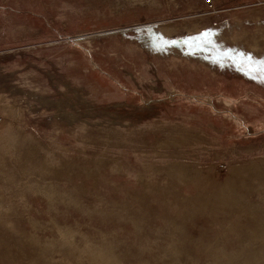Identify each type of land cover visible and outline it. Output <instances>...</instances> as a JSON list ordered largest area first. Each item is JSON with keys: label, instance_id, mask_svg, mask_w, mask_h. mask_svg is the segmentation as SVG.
<instances>
[{"label": "rangeland", "instance_id": "374dc122", "mask_svg": "<svg viewBox=\"0 0 264 264\" xmlns=\"http://www.w3.org/2000/svg\"><path fill=\"white\" fill-rule=\"evenodd\" d=\"M228 1L0 0V264H264V8Z\"/></svg>", "mask_w": 264, "mask_h": 264}, {"label": "crops", "instance_id": "0c3cea01", "mask_svg": "<svg viewBox=\"0 0 264 264\" xmlns=\"http://www.w3.org/2000/svg\"><path fill=\"white\" fill-rule=\"evenodd\" d=\"M229 1H232V0H229ZM228 1V2H229ZM254 2L252 3V4H255L256 6H258V5H263V8H264V0H253ZM231 3H233V2H231ZM264 33V32H263ZM256 84H257V86H264V81L263 80H261L260 78H259V80L257 81V82H255ZM264 98V97H263Z\"/></svg>", "mask_w": 264, "mask_h": 264}, {"label": "built area", "instance_id": "2783aa9c", "mask_svg": "<svg viewBox=\"0 0 264 264\" xmlns=\"http://www.w3.org/2000/svg\"><path fill=\"white\" fill-rule=\"evenodd\" d=\"M218 1L219 0H205V4L210 8H214Z\"/></svg>", "mask_w": 264, "mask_h": 264}]
</instances>
